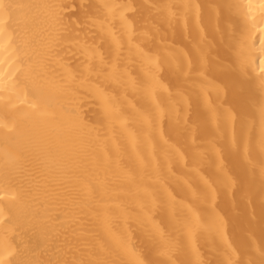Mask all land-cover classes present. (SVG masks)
I'll return each instance as SVG.
<instances>
[{"label": "bare ground", "instance_id": "bare-ground-1", "mask_svg": "<svg viewBox=\"0 0 264 264\" xmlns=\"http://www.w3.org/2000/svg\"><path fill=\"white\" fill-rule=\"evenodd\" d=\"M0 264H264V0H0Z\"/></svg>", "mask_w": 264, "mask_h": 264}]
</instances>
